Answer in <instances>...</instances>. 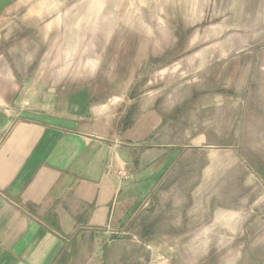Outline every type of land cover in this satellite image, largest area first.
<instances>
[{
	"label": "rangeland",
	"instance_id": "obj_1",
	"mask_svg": "<svg viewBox=\"0 0 264 264\" xmlns=\"http://www.w3.org/2000/svg\"><path fill=\"white\" fill-rule=\"evenodd\" d=\"M0 57L107 97L179 86L248 105L234 133H209L226 147L209 175L235 160L218 188L175 172L119 228L69 242L64 264H264V0H0Z\"/></svg>",
	"mask_w": 264,
	"mask_h": 264
},
{
	"label": "crops",
	"instance_id": "obj_2",
	"mask_svg": "<svg viewBox=\"0 0 264 264\" xmlns=\"http://www.w3.org/2000/svg\"><path fill=\"white\" fill-rule=\"evenodd\" d=\"M25 65L0 57V264H55L80 235L119 228L167 176L194 167L202 195L235 162L213 161L221 175H209L208 151L226 147L208 137L234 133L247 103L179 86L107 97Z\"/></svg>",
	"mask_w": 264,
	"mask_h": 264
},
{
	"label": "trees",
	"instance_id": "obj_3",
	"mask_svg": "<svg viewBox=\"0 0 264 264\" xmlns=\"http://www.w3.org/2000/svg\"><path fill=\"white\" fill-rule=\"evenodd\" d=\"M64 256V257H63ZM67 258L66 253H64V255L61 253V255L56 259L55 264H64L65 263V259Z\"/></svg>",
	"mask_w": 264,
	"mask_h": 264
}]
</instances>
